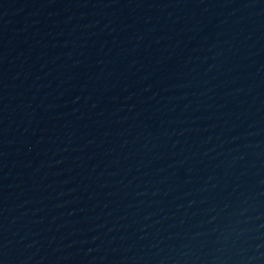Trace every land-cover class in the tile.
<instances>
[{
	"label": "water",
	"instance_id": "water-1",
	"mask_svg": "<svg viewBox=\"0 0 264 264\" xmlns=\"http://www.w3.org/2000/svg\"><path fill=\"white\" fill-rule=\"evenodd\" d=\"M0 264H264V0H0Z\"/></svg>",
	"mask_w": 264,
	"mask_h": 264
}]
</instances>
